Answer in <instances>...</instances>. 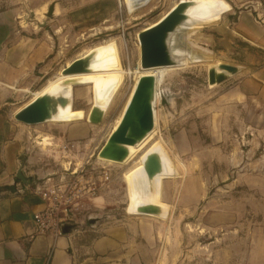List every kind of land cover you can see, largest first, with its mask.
I'll list each match as a JSON object with an SVG mask.
<instances>
[{
    "label": "rangeland",
    "instance_id": "374dc122",
    "mask_svg": "<svg viewBox=\"0 0 264 264\" xmlns=\"http://www.w3.org/2000/svg\"><path fill=\"white\" fill-rule=\"evenodd\" d=\"M125 1L0 0V30H8L0 35V45L2 39L11 50L18 39L39 41L40 66L52 67L30 89L9 86L10 111L27 104L31 92L66 65L105 43L115 44L123 70V81L100 124L83 117L72 123L18 122L30 148L26 173L31 181L62 183L80 195L78 210L66 222L74 226L71 231H80L90 225L88 220L96 224L130 214L123 175L159 141L176 175L161 185L168 213L161 219L145 217L155 228L153 264H264V0H224L231 12L190 35L209 51H202L209 54L206 59L191 62V51L200 49L186 50L185 34H179L180 46L174 41L171 45L179 49L172 55L177 65L152 70L155 135L130 163L121 165L98 155L142 71L138 34L178 0H150L135 13L127 11ZM217 64L239 71L210 87L208 70ZM91 92L89 85L73 88V108L83 116L91 111ZM68 144L76 149L64 152ZM103 170L109 174L106 182Z\"/></svg>",
    "mask_w": 264,
    "mask_h": 264
},
{
    "label": "crops",
    "instance_id": "0c3cea01",
    "mask_svg": "<svg viewBox=\"0 0 264 264\" xmlns=\"http://www.w3.org/2000/svg\"><path fill=\"white\" fill-rule=\"evenodd\" d=\"M0 31L3 37L8 30ZM9 46L1 39L0 264H153L155 228L147 216L122 214L59 236L38 233L33 216L44 203L35 188L46 182L32 180L25 186L17 180L19 170L29 177L25 162L30 148L23 142L24 126L14 119L23 105L10 111L6 102L9 86L30 89L52 67L40 66L39 41L18 39L13 49Z\"/></svg>",
    "mask_w": 264,
    "mask_h": 264
},
{
    "label": "bare ground",
    "instance_id": "6f19581e",
    "mask_svg": "<svg viewBox=\"0 0 264 264\" xmlns=\"http://www.w3.org/2000/svg\"><path fill=\"white\" fill-rule=\"evenodd\" d=\"M149 2L150 0H126L125 4H126L127 11L129 13H135L136 10L145 7ZM181 2L188 3V7L185 10L187 18L184 21V23H182L174 32L170 33L167 38V41H166L167 47H168V51L172 59V63L170 65H166L167 67L175 64L176 60L174 61L172 55L175 54L179 50L177 49V47H174V46L176 45L180 46V43H179L180 33L185 34V36H183L185 37L184 38L185 39L184 48L186 50L191 51L192 50V49L190 50L191 47H199V46L195 43V41H193L194 39L193 40L190 39V35L191 34L193 35V33L197 32L201 28L202 25L218 21L223 15H225L226 13H229L231 10V6L227 4L224 0H180L179 3ZM178 4H174L159 21H157L154 24L149 25L142 32L156 26ZM199 38H202V37H199ZM173 41L175 42L174 46H171L173 44ZM199 49L201 50V52L202 51L206 53L209 52L207 49L202 48V47H199ZM200 50H196V51L198 52ZM197 52L194 53L193 51H191L190 59L193 60L191 62H194V61L197 62L199 61V59H206L209 56V54L206 55V54H203V52L202 53L200 52L197 54ZM179 54L184 55V53H181V52H179ZM175 55L177 56L178 53H176ZM187 58L189 59V57ZM75 60H83L85 62L84 71L79 72V73L64 74L63 73L64 70L67 67H69L70 64L74 62ZM75 60L69 63L68 65H66L65 68L62 69L59 73H57V75L53 79L48 80L47 83L42 88L31 92L28 103L25 104L21 109H19L18 112L22 110L24 107H26L28 104L36 100L37 98L41 96H48L50 99L48 103L50 116L43 123H46V122L72 123V122L81 121L83 117L84 120H88L91 124H95V125L100 124L104 117L106 110L112 105L113 98L116 92L118 91V89L120 88L121 81H123L121 80V77L123 78V75H122L123 70H122L120 57L117 53L115 44L113 42L105 43L96 48L87 50L85 54L76 58ZM182 60H184V58ZM182 60H177V61H180L182 63ZM183 63H185V61H183ZM183 63L182 65H184ZM139 64H140V60H139ZM176 65L177 64H175V66ZM220 65L221 64H217L216 66L210 67V69H214L216 73L223 72L226 74L225 71L219 68ZM157 67H162V66H157ZM157 67H151V68L144 69L140 65V69H142V71L139 77H137L132 87L131 93L125 103L124 109L120 117L115 122L111 133L118 127L122 119V116L132 98V95L138 83V80L145 75H152V73L154 72V71L152 72V70L155 69L156 71ZM178 68L180 67L178 66ZM238 71L236 73H238ZM155 79H156V76H155ZM84 85L91 86V89L93 92V105H92L91 111L89 110L90 112L87 115L84 114L83 116L81 110H76L73 108L72 99H73V88L76 86H84ZM155 85L156 84L154 83V92H153V98L151 101L152 113H153L152 128L156 126L155 124H157L156 123V111L154 109V106L156 105ZM208 85L210 87L211 86L213 87L214 85L216 86L217 84H213V85L208 84ZM93 110H97L100 113V121L97 123H93L90 120ZM155 130L151 129L144 136V138L138 141L135 145L126 146L128 155L122 162H115L112 160L101 158L99 155H98V159L104 162H107V163H116V164H121V165L130 163V161H132L134 156L139 151L144 150L143 148L146 146V144H149V142L155 135L154 134ZM41 141L45 145L47 142H49L45 138H43ZM47 145H49V143H47ZM150 155H156L159 158V161L161 164L160 171L156 175H154L152 178H148L144 170V164L146 162L147 157ZM175 175H176V172L174 170V167L171 164V161L168 157L167 152L165 151V149H163L159 141L155 142L149 149L143 152V154L141 155L139 159V162L135 165V167L134 168L132 167V170H130L129 172H126L123 175V179L127 187V196H128V201H129L127 211L133 215H143V216H150V217L153 216L154 218L159 217L158 219H161L162 217H164L166 211L168 210V206L161 202V185L164 179H167L169 177L171 178L172 176H175ZM144 206H154L155 208H157V213L155 214L141 213L139 209Z\"/></svg>",
    "mask_w": 264,
    "mask_h": 264
},
{
    "label": "water",
    "instance_id": "95a60500",
    "mask_svg": "<svg viewBox=\"0 0 264 264\" xmlns=\"http://www.w3.org/2000/svg\"><path fill=\"white\" fill-rule=\"evenodd\" d=\"M188 3H179L165 18L156 26L138 34L140 45V65L142 68L166 66L172 63L171 56L167 47V38L186 20L185 10ZM84 61L75 60L64 70V74L79 73L84 71ZM219 68L226 72L216 73L214 69L208 70V84H220L226 80L228 75L235 74L238 69L229 65H220ZM154 77L145 75L138 80L132 98L122 116L118 127L110 134L105 145L99 152L101 158L122 162L128 155L126 146L135 145L152 129L153 113L152 98L154 92ZM49 97L41 96L17 112L14 119L17 122L31 126L43 123L50 116ZM91 122L100 121V113L93 110L90 117ZM161 169L159 158L156 155L147 157L144 170L148 178H152ZM16 178L27 186L31 180L20 170ZM141 213L155 214L157 208L154 206H144L139 209ZM90 225L94 222L88 220ZM73 225L63 224V233L70 232Z\"/></svg>",
    "mask_w": 264,
    "mask_h": 264
},
{
    "label": "built area",
    "instance_id": "2783aa9c",
    "mask_svg": "<svg viewBox=\"0 0 264 264\" xmlns=\"http://www.w3.org/2000/svg\"><path fill=\"white\" fill-rule=\"evenodd\" d=\"M62 149L64 152H70L76 147L74 144H68L64 145ZM101 178L104 182L108 181V172L103 170ZM35 191L44 203L43 209L33 216L38 233L53 236L62 235L61 227L68 221V214L73 210H78L80 203L76 200L80 198V195L73 192L65 184L53 182L49 184L46 182L45 185L36 187Z\"/></svg>",
    "mask_w": 264,
    "mask_h": 264
}]
</instances>
